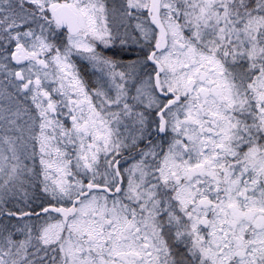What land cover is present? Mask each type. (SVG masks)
Returning <instances> with one entry per match:
<instances>
[{"label": "snow or ice", "instance_id": "obj_1", "mask_svg": "<svg viewBox=\"0 0 264 264\" xmlns=\"http://www.w3.org/2000/svg\"><path fill=\"white\" fill-rule=\"evenodd\" d=\"M0 264H264V0H0Z\"/></svg>", "mask_w": 264, "mask_h": 264}]
</instances>
